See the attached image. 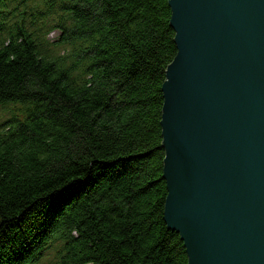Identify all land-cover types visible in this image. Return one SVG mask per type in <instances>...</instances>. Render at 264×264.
<instances>
[{"label":"trees","instance_id":"obj_1","mask_svg":"<svg viewBox=\"0 0 264 264\" xmlns=\"http://www.w3.org/2000/svg\"><path fill=\"white\" fill-rule=\"evenodd\" d=\"M169 20L168 0H0V264H187L162 219Z\"/></svg>","mask_w":264,"mask_h":264},{"label":"water","instance_id":"obj_2","mask_svg":"<svg viewBox=\"0 0 264 264\" xmlns=\"http://www.w3.org/2000/svg\"><path fill=\"white\" fill-rule=\"evenodd\" d=\"M163 222L187 264H264V0H168Z\"/></svg>","mask_w":264,"mask_h":264},{"label":"rangeland","instance_id":"obj_3","mask_svg":"<svg viewBox=\"0 0 264 264\" xmlns=\"http://www.w3.org/2000/svg\"><path fill=\"white\" fill-rule=\"evenodd\" d=\"M56 35H57V32H52V35H51V38L53 39V38H55L56 37ZM43 262V264H47L46 263V261L44 260V261H42ZM45 262V263H44Z\"/></svg>","mask_w":264,"mask_h":264},{"label":"bare ground","instance_id":"obj_4","mask_svg":"<svg viewBox=\"0 0 264 264\" xmlns=\"http://www.w3.org/2000/svg\"><path fill=\"white\" fill-rule=\"evenodd\" d=\"M37 264H43L42 262H38Z\"/></svg>","mask_w":264,"mask_h":264}]
</instances>
